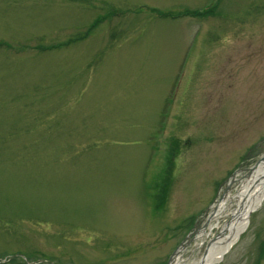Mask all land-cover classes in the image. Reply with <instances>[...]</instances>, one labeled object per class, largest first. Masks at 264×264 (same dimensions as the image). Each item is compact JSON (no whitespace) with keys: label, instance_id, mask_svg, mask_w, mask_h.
<instances>
[{"label":"rangeland","instance_id":"1","mask_svg":"<svg viewBox=\"0 0 264 264\" xmlns=\"http://www.w3.org/2000/svg\"><path fill=\"white\" fill-rule=\"evenodd\" d=\"M261 156L264 0H0V264H167Z\"/></svg>","mask_w":264,"mask_h":264},{"label":"bare ground","instance_id":"2","mask_svg":"<svg viewBox=\"0 0 264 264\" xmlns=\"http://www.w3.org/2000/svg\"><path fill=\"white\" fill-rule=\"evenodd\" d=\"M241 173L235 179V175L231 177V180L236 181L235 191L225 189L206 212L205 223L194 236L200 240L207 238L208 241L201 255L192 259L189 264L217 263L246 228L249 214L264 200V159L254 162L248 173ZM214 228L217 229L216 234L209 237ZM180 250L172 256L168 264L179 263Z\"/></svg>","mask_w":264,"mask_h":264},{"label":"water","instance_id":"3","mask_svg":"<svg viewBox=\"0 0 264 264\" xmlns=\"http://www.w3.org/2000/svg\"><path fill=\"white\" fill-rule=\"evenodd\" d=\"M241 170H246V169H243V168H242V169H239V170H236V171H241ZM248 170H249V168H247V173H248ZM236 171L233 172V173H231L230 177H233L234 174L236 173ZM198 229H200V227H198V226H194V227H193V231H192V233H194V232H195L196 230H198ZM192 233H188L187 236L183 239V241L180 242V244L178 245V247H177V248L175 249V251L172 253V255H171V257L169 258L168 262L170 261V259L172 258V256L175 254V252L178 250L179 247H184L185 244H187L188 242H190V240L194 237V236H189V235L192 234Z\"/></svg>","mask_w":264,"mask_h":264},{"label":"trees","instance_id":"4","mask_svg":"<svg viewBox=\"0 0 264 264\" xmlns=\"http://www.w3.org/2000/svg\"><path fill=\"white\" fill-rule=\"evenodd\" d=\"M164 194L163 193H161V196H160V202L162 201V200H164ZM161 204V203H160Z\"/></svg>","mask_w":264,"mask_h":264}]
</instances>
